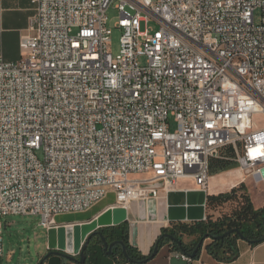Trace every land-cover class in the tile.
Here are the masks:
<instances>
[{
    "label": "built area",
    "instance_id": "1",
    "mask_svg": "<svg viewBox=\"0 0 264 264\" xmlns=\"http://www.w3.org/2000/svg\"><path fill=\"white\" fill-rule=\"evenodd\" d=\"M32 12L21 58L0 57V258L9 216L49 231L109 194L126 212L182 181L207 194L227 149L264 184V0H32ZM2 18L0 0V31Z\"/></svg>",
    "mask_w": 264,
    "mask_h": 264
},
{
    "label": "crops",
    "instance_id": "2",
    "mask_svg": "<svg viewBox=\"0 0 264 264\" xmlns=\"http://www.w3.org/2000/svg\"><path fill=\"white\" fill-rule=\"evenodd\" d=\"M1 6L3 8V18H2V25L0 31V57H2L6 62L13 63V62H17L21 58V50L19 47L20 36L28 27L29 18L33 13L32 0H1ZM218 159H222V158H217L211 161L212 170H211L210 180L207 190L208 197L229 193L234 188H237L241 184H244L247 189V193L251 197L255 209L256 210L264 209V184H255L253 178L247 177L245 173L240 169L239 165L233 160H231L232 162L231 165L225 168H221L224 163H222ZM226 177L229 178V180ZM186 182L191 185L186 184ZM218 185L222 187L220 188ZM212 188H214L213 191ZM216 189L219 190L216 191ZM189 190L191 191L197 190L193 182L182 181L178 184L176 188L177 192L178 191L186 192ZM254 193L257 195L259 194L258 196L259 198H261L258 203L254 202L252 199V194ZM110 195L113 194H109L104 200L93 206L90 210L86 211L85 213L87 214L85 215L78 216L79 214L78 213L77 216H66V215L57 216L56 217V223L58 226L57 229L62 227L67 228L69 226L71 227L81 226L83 224L95 220L98 216L109 210L111 206L115 204L114 195H113V201L107 202ZM153 207L155 208V210L158 211V204H154ZM145 211L147 213L146 214L147 219L145 221H141L138 213V204L136 205L133 204L130 207L129 211L126 212L128 220L125 223L128 224V228H129L130 245L135 250L140 252L142 255L148 256L151 253L152 248L154 247L155 237L161 236L164 229L170 228L172 225L178 223H168V222L162 223L159 220L149 221L148 209ZM80 214H84V213H80ZM206 219H207V204H206ZM155 226H158L157 229L154 228ZM206 245H204L201 250L200 259L199 260L194 259V264H264V243L258 246H253L245 240L242 239L239 240L238 241L239 256L237 257L236 260L231 261L229 263H218L217 261H215L206 252ZM48 247L49 246H47V249ZM178 253H182V252L180 250L175 251L171 244H167L164 247H162L159 250V254L153 260L149 261L147 264H185L183 261L177 258ZM47 264H70V263L66 262L64 258H61L59 256H53L52 258L48 259ZM114 264H124V263L115 262Z\"/></svg>",
    "mask_w": 264,
    "mask_h": 264
},
{
    "label": "trees",
    "instance_id": "3",
    "mask_svg": "<svg viewBox=\"0 0 264 264\" xmlns=\"http://www.w3.org/2000/svg\"><path fill=\"white\" fill-rule=\"evenodd\" d=\"M230 154H229V153ZM227 153V154H225ZM218 159L222 163L221 168H225L232 164V152L227 149L222 153ZM212 170V165H211ZM236 202L237 208L233 210L230 215H225L217 220H212L209 216L202 222L196 223H178L172 225L170 228L164 229L163 234H169L183 243L184 237L191 238V250H195L199 242L205 236L210 239V243L206 245V252L218 263H229L234 261L239 256L238 241L241 238L237 234L226 236L225 238L214 240L216 237H221L227 232L238 230L243 236V239L253 246H258L264 243V209L256 210L251 197L247 193V189L244 184L234 188L231 192L226 194H220L218 196H210L207 199V207L215 208L222 206L226 203ZM109 238L120 239L126 245L127 253L134 261L142 262L147 260L148 256L142 255L140 252L135 250L129 243V228L127 223H123L117 227L112 228ZM161 235V236H162ZM159 237L157 243L161 249L167 244H171L175 251L180 250L179 247L174 244L171 240L163 237ZM108 238V237H106ZM207 240V239H206ZM202 250V249H201ZM201 250L197 254L196 260L200 259ZM186 252H189L186 250ZM85 264H114L126 263L123 251L113 253L108 256V253L103 251V245L98 240L94 246L86 254ZM48 260L45 261L47 264ZM0 264H4L3 258H0Z\"/></svg>",
    "mask_w": 264,
    "mask_h": 264
},
{
    "label": "water",
    "instance_id": "4",
    "mask_svg": "<svg viewBox=\"0 0 264 264\" xmlns=\"http://www.w3.org/2000/svg\"><path fill=\"white\" fill-rule=\"evenodd\" d=\"M207 198L208 195L201 191H173L167 195L166 201L165 199H162L158 202V211L155 210V208L153 207L154 203L149 204L148 207L143 202L139 203V218L141 221H145L147 219V213L145 210L148 209L149 221L159 220L162 223L202 222L206 220ZM127 220L128 219L125 210L109 209L100 216H98L95 220L83 224L81 226H69L67 228L62 227L58 229L49 230L48 250H51V252L46 256L45 259H42L39 264H45V261L52 256H59L76 264H85V248L89 245L92 236L97 234L98 236H100V239L104 244L105 249L108 247L112 249L116 243H113L111 245L108 244L103 235L104 229L117 227L125 223ZM157 227L158 226H155L154 228L157 229ZM232 234H237L242 240H244L243 236L238 230L227 232L221 237L214 238V240H219ZM159 237H155L154 249L150 257L142 262L134 261L133 259H131L127 253L125 244L121 242L120 244L123 247V254L125 260L131 264H147L149 261L153 260L159 254L160 248L157 243ZM161 237L171 240L174 244L179 247L182 253L189 255L193 260L196 259L197 254L204 246V242L206 241V239H208L207 236L202 238L195 251L192 254H189L184 249L183 243L175 237L169 234H163ZM78 255L80 256L79 261L75 258Z\"/></svg>",
    "mask_w": 264,
    "mask_h": 264
},
{
    "label": "rangeland",
    "instance_id": "5",
    "mask_svg": "<svg viewBox=\"0 0 264 264\" xmlns=\"http://www.w3.org/2000/svg\"><path fill=\"white\" fill-rule=\"evenodd\" d=\"M107 27L111 30V43L110 52L114 57L119 55L121 50V37L122 31L117 28V24L120 20V13L117 9V2L113 3L107 11ZM261 12L257 10L255 13V20L260 22ZM153 30H158V26L155 23L149 25ZM145 23L141 25V29L145 30ZM141 65H146V58L140 59ZM254 124L258 128H264V116L256 115L254 118ZM177 124L173 118H171V131L174 132ZM37 156L40 160H43V152H37ZM186 184L191 185L186 182ZM259 195V194H258ZM257 194H252L254 202L258 203L261 198ZM108 201H113V195H110ZM136 205V204H134ZM236 202L226 203L222 206L215 208L207 207V216L212 220H217L225 215H230L233 210L237 208ZM78 214V216L85 215ZM66 216H77V214H71ZM39 218L32 216H9L4 219L3 229V260L4 264H39L42 259H45L48 253V231L39 226ZM191 238L184 237V243H191ZM210 239L204 242V245L210 243ZM53 257V256H52ZM50 257V258H52ZM49 258V259H50Z\"/></svg>",
    "mask_w": 264,
    "mask_h": 264
},
{
    "label": "flooded vegetation",
    "instance_id": "6",
    "mask_svg": "<svg viewBox=\"0 0 264 264\" xmlns=\"http://www.w3.org/2000/svg\"><path fill=\"white\" fill-rule=\"evenodd\" d=\"M112 230H113L112 228H106V229H104V231H103V235H104V237H105V239H106V241L108 242L109 245H111V244H113V243H116V244L113 246L112 249H110V247H108V248L105 249L104 244L102 243V245H103V251H104L105 253H108V256L112 255V254L115 253V252H118L119 250L123 251V247H122V245L120 244L121 242H123L122 240H120V239H113V240H112L111 238H109V236H110V232H111ZM106 237H108V238H106ZM98 240L101 241L100 236H98L97 234L92 236V238H91V240H90V242H89V245L85 248V254H86L89 250H91V248L94 246V244H95ZM101 242H102V241H101ZM123 243H124V242H123ZM125 246H126V245H125ZM184 249H185V250H188V251H189V252H188L189 254H192V253L195 251V250L190 251L192 248H191L190 244H187V243H185ZM195 249H196V248H195ZM54 251H58V250H54ZM50 252H51V250H48V253H50ZM75 258H76L78 261L80 260V256H79V255L76 256ZM65 260H66V262H69L70 264H76V263H73V262H71V261H68L67 259H65Z\"/></svg>",
    "mask_w": 264,
    "mask_h": 264
},
{
    "label": "bare ground",
    "instance_id": "7",
    "mask_svg": "<svg viewBox=\"0 0 264 264\" xmlns=\"http://www.w3.org/2000/svg\"><path fill=\"white\" fill-rule=\"evenodd\" d=\"M222 175V174H221ZM226 176V175H225ZM216 177H218V176H216ZM227 178V177H226ZM228 180H229V178H227ZM226 180V179H225ZM213 183V182H212ZM218 183V182H217ZM221 183V182H220ZM232 183H234V182H232ZM222 185V184H221ZM219 186V185H218ZM223 186H225V185H223ZM217 187V186H216ZM216 187H214V188H216ZM220 188L222 187V186H219ZM214 188H212V191L214 190ZM230 188V187H229ZM227 189V188H226ZM219 190V189H218ZM217 189H216V191H218ZM224 190V189H223ZM221 191V190H220ZM64 220V219H63Z\"/></svg>",
    "mask_w": 264,
    "mask_h": 264
}]
</instances>
